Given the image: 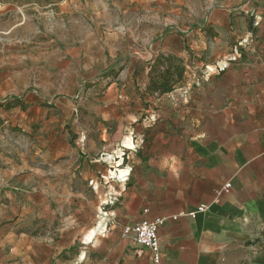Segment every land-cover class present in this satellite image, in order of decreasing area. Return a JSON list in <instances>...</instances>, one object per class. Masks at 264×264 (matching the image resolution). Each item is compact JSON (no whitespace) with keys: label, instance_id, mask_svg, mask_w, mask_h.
<instances>
[{"label":"rangeland","instance_id":"rangeland-1","mask_svg":"<svg viewBox=\"0 0 264 264\" xmlns=\"http://www.w3.org/2000/svg\"><path fill=\"white\" fill-rule=\"evenodd\" d=\"M106 1L104 5L119 11L127 22L120 34L126 52L118 55L120 64L133 63L137 78L123 83L118 66L100 73L95 80L99 86L92 91L91 83L79 90L75 87L69 59L62 56L72 42L84 43L95 6L103 4L0 0V87L7 92L6 109L17 114L15 128L7 120L0 121V128L16 135L10 140L15 142L14 165L20 164L21 152L29 156L30 168L46 167L41 156H49L48 168L65 162L64 199L54 184L47 202L37 195L36 203L40 211L47 207L42 216L53 224L54 238L63 219L66 260L95 228L123 235L122 226L129 221L120 215L121 202L126 187L135 181V162L143 153L184 154L191 147L201 154L208 150L203 142H221L228 150L236 136L264 138V0ZM116 45L105 41L106 50ZM89 47L91 52L96 49L91 43ZM150 47L165 52L155 63L169 59L186 69L181 82L161 99L145 87L151 71L146 75L148 61L143 58L149 59ZM104 94L115 102L108 103L109 118L88 115L94 100H106ZM88 142L96 145L98 153L86 151ZM109 143L111 149L103 151ZM79 156L82 167L85 160L87 168L99 166L90 162L95 159L110 158V163L92 180H85L84 168L71 165ZM117 156L123 158L121 163ZM25 206L16 200L17 217L10 213V223L28 213Z\"/></svg>","mask_w":264,"mask_h":264},{"label":"crops","instance_id":"crops-1","mask_svg":"<svg viewBox=\"0 0 264 264\" xmlns=\"http://www.w3.org/2000/svg\"><path fill=\"white\" fill-rule=\"evenodd\" d=\"M92 2L103 5L95 6L94 18L85 29V39L81 40L84 43L79 45L74 41L71 48L63 50L62 57L69 59L68 64L73 69L75 87L79 90L91 83L89 87L93 91L99 86L95 84L97 76L118 66L123 83L135 82L133 63L125 60L120 64L118 55L126 52L120 43V34L125 32L127 22H123L119 11L104 5L106 0ZM106 40L116 41L117 45L106 50ZM90 43L96 48L94 52L90 51ZM153 51L150 47L146 52L149 59L143 58L144 63L148 61L146 75L158 56L165 54L161 50ZM148 85L149 81H146V90ZM6 93L0 87V121L7 120L6 124L15 128L16 110L6 109ZM106 97L103 102L94 100L95 104L89 106L87 114L109 118L108 103L115 102L109 99L110 96ZM116 104L118 109L117 99ZM12 134L0 128V202L4 200V204L0 203V259H3L0 264H153L149 251L144 250L138 255V246L123 235L101 227L83 236V246L71 260H66L63 219L56 229L58 236L54 238L53 224L42 216L47 207L40 211L36 203L37 195L44 196L47 202L54 184L60 191L61 200L64 199L65 162L48 168L49 156H41L46 167L30 168L29 156L21 152L17 158L20 164L14 165L16 154L13 150L15 142L10 141ZM100 138L103 139L104 134H100ZM178 138L180 136L174 137ZM203 143L208 150L201 154L189 147L184 154L143 153L137 157L135 181L128 184L121 202L120 215L129 221L122 226V232L126 226L142 220L166 219L159 228L161 264H264V138L239 135L236 142H229L228 150L221 142ZM25 145L29 147L28 143ZM112 145L105 144L102 150L108 152ZM86 148L88 153L99 151L92 142H88ZM109 159L91 160L99 166L87 168V160L82 167L79 156L71 165L75 169L84 168L83 178L92 180L95 173L100 174V168L108 167ZM121 161L123 158L117 156L116 162ZM92 167L94 169L90 171ZM17 199L21 204L25 202L30 210L10 223V213H14V219L17 217L13 208ZM118 246L119 250H116ZM126 247L129 248L125 251ZM117 255L120 256L118 262Z\"/></svg>","mask_w":264,"mask_h":264},{"label":"built area","instance_id":"built-area-1","mask_svg":"<svg viewBox=\"0 0 264 264\" xmlns=\"http://www.w3.org/2000/svg\"><path fill=\"white\" fill-rule=\"evenodd\" d=\"M230 59L236 61V57ZM227 187L230 188V185L228 184ZM176 219L177 217L174 218V220ZM165 222L166 219L162 218L154 221L142 220L136 224L126 226L123 229V237L140 248L138 255H141L144 250H147L151 253L153 264H161L162 252L159 228L163 226Z\"/></svg>","mask_w":264,"mask_h":264},{"label":"trees","instance_id":"trees-1","mask_svg":"<svg viewBox=\"0 0 264 264\" xmlns=\"http://www.w3.org/2000/svg\"><path fill=\"white\" fill-rule=\"evenodd\" d=\"M150 71L148 89L160 96L171 93L186 73L185 67L175 65L169 59H159Z\"/></svg>","mask_w":264,"mask_h":264},{"label":"bare ground","instance_id":"bare-ground-1","mask_svg":"<svg viewBox=\"0 0 264 264\" xmlns=\"http://www.w3.org/2000/svg\"><path fill=\"white\" fill-rule=\"evenodd\" d=\"M24 17V16H23Z\"/></svg>","mask_w":264,"mask_h":264}]
</instances>
